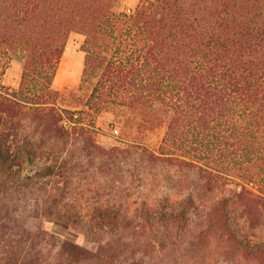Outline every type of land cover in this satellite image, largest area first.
I'll return each mask as SVG.
<instances>
[{"label":"trees","instance_id":"1","mask_svg":"<svg viewBox=\"0 0 264 264\" xmlns=\"http://www.w3.org/2000/svg\"><path fill=\"white\" fill-rule=\"evenodd\" d=\"M119 1L0 0V56L22 62L17 89L0 83L5 264H177L183 247L196 246L191 196L132 219L111 207L73 218V206L58 202L75 147L117 152L97 141V114L110 105L165 116L159 144L137 146L149 160L196 169L208 189L235 187L200 234L264 264V240L244 241L229 209L241 206L251 227L264 219V0H140L130 11ZM73 30L85 36L83 75H97L76 110L53 87ZM44 221L82 232L85 243L63 238L54 256L44 253L39 240L53 236Z\"/></svg>","mask_w":264,"mask_h":264},{"label":"rangeland","instance_id":"2","mask_svg":"<svg viewBox=\"0 0 264 264\" xmlns=\"http://www.w3.org/2000/svg\"><path fill=\"white\" fill-rule=\"evenodd\" d=\"M139 1L120 0L118 7L130 11ZM84 37L76 30L69 33L53 81V87L61 92V105L73 110L83 106L97 77L96 74L83 75ZM73 63L77 65L75 72H72ZM21 71V61L16 58L7 61L0 56V83L17 89ZM95 124L98 128L97 141L107 149L118 148L119 151L99 153L75 147L68 154V186L58 202L73 206V218L90 219L95 208L111 207L126 219H132L140 209L153 208L162 200L175 203L191 196L194 207L187 234L190 238L196 236V246L183 247L177 264H253L229 244L215 241L209 230L207 235L200 234L202 227H205L204 218L208 210L222 197L232 196L235 187L227 185L208 189L196 169L151 161L137 148L140 145L155 148L159 144L165 131L163 114L144 117L130 109L110 105L97 114ZM39 204V200L32 201V212L37 211ZM229 209L231 226L244 241L264 240V219L251 227L241 206L233 203ZM42 225L53 235L39 240L42 251L50 256L58 251L63 238L85 243L84 234L73 228L53 221H44ZM0 264H5L1 245Z\"/></svg>","mask_w":264,"mask_h":264},{"label":"bare ground","instance_id":"3","mask_svg":"<svg viewBox=\"0 0 264 264\" xmlns=\"http://www.w3.org/2000/svg\"><path fill=\"white\" fill-rule=\"evenodd\" d=\"M71 63V62H70ZM69 64V63H68ZM67 64V65H68ZM71 65V64H70ZM73 67H72V72H75L76 71V69H77V65H76V63H73V65H72ZM69 69V68H68ZM71 71V70H70ZM69 74V73H68ZM72 76V75H71Z\"/></svg>","mask_w":264,"mask_h":264}]
</instances>
